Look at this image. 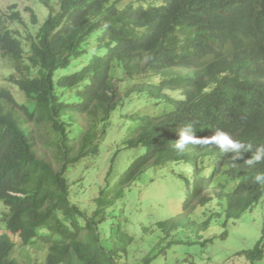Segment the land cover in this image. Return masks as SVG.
<instances>
[{"label":"trees","instance_id":"trees-1","mask_svg":"<svg viewBox=\"0 0 264 264\" xmlns=\"http://www.w3.org/2000/svg\"><path fill=\"white\" fill-rule=\"evenodd\" d=\"M34 1L48 10L40 20L31 9L35 32L0 28V55L13 67L7 80L26 97L0 87V264H20L18 240L44 252L43 264H139L136 237L113 211L149 166H185L178 176L190 218L159 220L164 237L182 226L199 232L224 213L227 224L264 199L254 182L264 162L246 163L264 146V0ZM8 19L24 22L16 4ZM118 109L126 130L115 155L139 152L89 213L73 201L69 173L101 153ZM189 122L199 142L177 151L176 131ZM217 128L252 152L237 159L212 146ZM218 175L233 184L215 185ZM213 199L226 207L192 218ZM263 241L241 251L250 264L264 257Z\"/></svg>","mask_w":264,"mask_h":264},{"label":"rangeland","instance_id":"rangeland-1","mask_svg":"<svg viewBox=\"0 0 264 264\" xmlns=\"http://www.w3.org/2000/svg\"><path fill=\"white\" fill-rule=\"evenodd\" d=\"M14 4L24 22L9 21L8 14ZM33 8L40 20H43L48 10L34 0H0V28L8 26L20 36L27 35L29 31L35 32L38 24H34L31 17ZM11 72L12 63L0 55V87L9 89L17 100L24 102L26 97L23 92L7 80ZM171 93L179 96L181 91L173 89ZM122 112V109H118L113 114L112 126L101 153L96 157L82 159L69 173L72 199L79 202L89 213L95 210V198L99 196L101 189L107 185L112 187L115 178L121 175L139 152L133 148H122L115 155L117 147H122V131L126 130V122L121 118ZM183 169L185 166L182 163L179 168L177 164L170 163L165 167L149 166L132 185V193L125 192L127 203L123 199L118 201L117 213L113 211L114 219H124L127 231L136 237L134 244L130 246L133 261L141 264L143 257L149 255L152 257L150 264H250V260L241 251L253 248L264 237V199L252 211L246 212L240 219L230 220L227 224L224 213L215 217L208 228L199 232L182 226L169 237H164V233L160 235V230L155 226L159 220L175 216L185 222L190 218L188 210L183 208L187 187L178 176V170L182 172ZM225 182L233 184L232 180L220 175L215 178L214 184ZM219 202L226 207L225 199ZM222 208L213 199L208 207L197 206L192 209V218L200 221L206 212H220ZM3 209L6 208L0 202V213ZM122 209L124 212L120 215ZM144 227L151 228L150 233L144 232ZM173 239L179 242L168 246ZM19 241L13 256L18 258L20 264H43L44 252L23 247ZM255 264H264V257Z\"/></svg>","mask_w":264,"mask_h":264},{"label":"clouds","instance_id":"clouds-1","mask_svg":"<svg viewBox=\"0 0 264 264\" xmlns=\"http://www.w3.org/2000/svg\"><path fill=\"white\" fill-rule=\"evenodd\" d=\"M176 132L178 139L175 141L174 147L177 151H183L188 145L199 142L197 139V130L190 122L184 124ZM209 143L219 148L221 152L233 154L237 159L241 158L243 153L252 152L251 145L234 139L229 133L219 128L213 132ZM261 162H264V146L258 147L254 154L246 161L249 167ZM254 182L264 184V173H258L254 177Z\"/></svg>","mask_w":264,"mask_h":264}]
</instances>
